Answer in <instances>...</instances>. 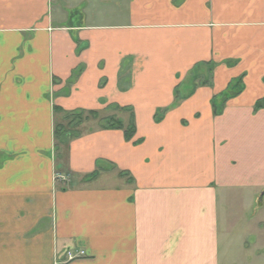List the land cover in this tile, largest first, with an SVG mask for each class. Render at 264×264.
<instances>
[{
	"label": "crops",
	"instance_id": "obj_1",
	"mask_svg": "<svg viewBox=\"0 0 264 264\" xmlns=\"http://www.w3.org/2000/svg\"><path fill=\"white\" fill-rule=\"evenodd\" d=\"M262 205L264 0H0V264H229Z\"/></svg>",
	"mask_w": 264,
	"mask_h": 264
},
{
	"label": "trees",
	"instance_id": "obj_2",
	"mask_svg": "<svg viewBox=\"0 0 264 264\" xmlns=\"http://www.w3.org/2000/svg\"><path fill=\"white\" fill-rule=\"evenodd\" d=\"M208 65H197L196 70H200L202 67L208 66V71L206 73L201 72V74H197L194 76V83L197 84H211V76H212V70H213V64L207 63ZM204 73V74H203ZM241 77L236 78L231 81L230 85L228 86L227 90L223 93V101L220 100V103H217L214 101L213 106L215 107V113L219 114L222 111V107L226 101V99L238 94L242 90V82ZM192 90V89H191ZM190 91V90H189ZM187 92H181L180 89H177L176 95H185L189 93ZM257 107H260L257 105ZM55 109L60 110L58 107ZM117 110L119 109L116 108ZM119 110H124L119 109ZM86 115V111L78 109L70 112L65 113V117L67 120L66 125H57L55 128V133L57 137V145L62 142L61 140L73 137L76 133L74 129L78 124L82 123L83 120H85L88 116L96 117L98 116V113L96 111H89ZM160 114L157 115V119H159ZM102 126L103 128H119L124 129L125 137L127 139H131L134 136L135 133V123H134V115L132 113L130 122L127 126L124 125L123 119L118 116H108L102 119ZM62 131V132H61Z\"/></svg>",
	"mask_w": 264,
	"mask_h": 264
},
{
	"label": "rangeland",
	"instance_id": "obj_3",
	"mask_svg": "<svg viewBox=\"0 0 264 264\" xmlns=\"http://www.w3.org/2000/svg\"><path fill=\"white\" fill-rule=\"evenodd\" d=\"M59 120H61V118H58L57 121ZM237 206L239 207L240 204ZM257 209L259 210L258 224L255 221L245 223L239 221L234 224V227L230 231L233 234L231 240L234 241L233 247L235 250L232 253H229V264H264V250L259 249L261 248L260 245L264 244V226L262 224L264 221V205ZM234 215H236V213H234ZM243 240H247L250 243L251 248L254 249L252 252L251 250L248 251V249L242 247L241 242ZM239 247H242L243 251L236 250L239 249ZM256 247L258 248V253H256ZM231 261H233V263H230Z\"/></svg>",
	"mask_w": 264,
	"mask_h": 264
},
{
	"label": "built area",
	"instance_id": "obj_4",
	"mask_svg": "<svg viewBox=\"0 0 264 264\" xmlns=\"http://www.w3.org/2000/svg\"><path fill=\"white\" fill-rule=\"evenodd\" d=\"M86 255L85 250H80L78 254L74 253L72 250L67 251V260H72L77 258L78 256H84Z\"/></svg>",
	"mask_w": 264,
	"mask_h": 264
}]
</instances>
